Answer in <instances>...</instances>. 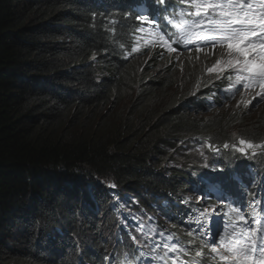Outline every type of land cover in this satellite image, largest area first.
Listing matches in <instances>:
<instances>
[{"label": "trees", "instance_id": "obj_1", "mask_svg": "<svg viewBox=\"0 0 264 264\" xmlns=\"http://www.w3.org/2000/svg\"><path fill=\"white\" fill-rule=\"evenodd\" d=\"M141 4L172 29V12L160 0H0V264L99 263L102 222L114 209L99 177L128 195L161 194L170 210L187 198L193 177L230 172L201 168L184 146L192 135L260 166L254 188H261L264 150L246 156L231 146L239 138L264 142V105L251 120L239 115V98L205 111L211 79L205 71H175L187 57L179 45L184 57L156 49L166 61L142 67ZM158 63L165 74L146 71ZM130 95L129 109L113 112ZM163 96L166 105L156 109ZM222 232L193 245L208 263L209 245Z\"/></svg>", "mask_w": 264, "mask_h": 264}, {"label": "rangeland", "instance_id": "obj_2", "mask_svg": "<svg viewBox=\"0 0 264 264\" xmlns=\"http://www.w3.org/2000/svg\"><path fill=\"white\" fill-rule=\"evenodd\" d=\"M220 2L222 3H226V1H222L220 0ZM145 8H142V11L144 12ZM194 12V8L191 6V3L189 4H184L181 5L177 8V10L175 11V19L176 21H174V25L176 28V37H177V42H181V41H186L188 43L191 44V46L193 47V51H187V57L185 59H183L181 62L183 64L180 65H175L177 66L175 68V71H178L179 68L182 71V75H184V71H193V70H197L198 72L201 71H205L206 74L211 78V77H215L218 80H224V76H230L231 74H234L235 72L233 70H227L225 72H212L209 73L207 71L208 68L212 67L217 59H220L222 56H224L225 59H227V56L225 55L226 50H223L222 48H218V49H201L202 47L199 46L197 43V36L200 33H206L207 29H208V25H206L205 28H201V27H194L193 25L190 26V23L197 19V20H201L202 17H195L194 15H188V13H193ZM181 13H184L185 15H181ZM188 23V24H185ZM150 25L149 24H144V32H142L137 40V48H142L144 45H146V43H153L155 45H159L160 47H164L166 50L169 51L168 47L165 46L163 44V42L161 41L160 37H164L165 39L170 37V36H165V35H159L156 36L153 32L152 29H149ZM168 40V39H166ZM169 41V40H168ZM185 47H189L188 44L184 45ZM154 48V49H153ZM198 52H197V51ZM216 50V52H215ZM209 51V52H208ZM141 55H139V60L141 61L142 67H148L151 66L153 63H155L156 60H158L159 62H161L162 64L166 61V57H162L164 55V53L161 52H156V48L154 47V45H149L148 47L145 48V50L141 51ZM195 53V54H194ZM199 53V54H198ZM185 54V53H183ZM183 54H177L179 56H177L178 58L183 55ZM222 54V55H221ZM159 55V56H158ZM181 57H184L181 56ZM178 58L177 63L179 62ZM152 59V60H151ZM162 59V60H161ZM147 62H149V64H146ZM159 64V63H158ZM160 65H155L152 68H149L146 71H151L154 74H159V75H163L165 73V71H160ZM191 69V70H190ZM140 71H143L141 69H139ZM145 72V71H143ZM148 74V73H147ZM255 95V93H253L252 97ZM259 99V98H257ZM131 100L132 97L131 95L126 97L124 100H122L120 103H118V105L116 106V108H114L113 112L118 111L119 109L122 108L123 112H126L129 109V106L131 104ZM168 101L167 97H159L156 102H155V107L156 109L159 107H164L166 105ZM253 100L252 105H248L247 108H245V112L242 111L239 115H249L248 120H251L254 117V114L257 112V110H259V108L261 106L264 105V101H256L254 103ZM254 103V104H253ZM222 108V107H221ZM208 116V113L207 115ZM119 123H121L119 121ZM237 124H235L236 126ZM236 129V128H235ZM236 131V130H234ZM185 146V145H184ZM241 147L239 144L233 145L232 148L234 150H238V148ZM204 148L203 147H198L196 149H194L193 154L195 156L198 157L199 162L204 164V162L200 161V159H202V153H203ZM256 149H248L246 153H242L243 155L249 156L251 154H253L255 152ZM240 152V151H239ZM175 157H178L177 154H173L171 155V157L169 159H175ZM201 168H203L202 165H199ZM196 177H193V179H195ZM198 182L203 181V179H198ZM98 182H103V187L105 188V191H109V190H113L115 189L116 191L114 192L115 194V199L116 201H120L121 205H120V210L122 211L123 215L128 213V209L125 207L129 201L134 198L137 197L138 194L137 193H133L131 195H128L127 197L125 196V194L127 192H124V197H120L121 194V188H119L115 182L112 179H102V178H98ZM113 185H115V187H113ZM199 194L197 192V184H192L191 185V191L190 193H188V197L186 200L181 201V203L183 205H188L190 206L189 209L185 210L184 212H181V219L183 222L195 226L194 231L195 233L190 232L193 236H195L192 239H189V241L194 245L196 244L195 241L200 240L202 242H206L207 236L205 235V233H202V230L205 227V217H204V213L206 210H209V206L207 204H205V200H200L199 204H194L193 203V199L194 197L198 198ZM149 204H153V201L151 200L149 202ZM144 212V210L141 211V213L139 214L138 217L142 216V213ZM156 215V209H152L150 210V217L148 219L145 220V222L152 227V229H154V231L156 233H158V245L156 247H153V245L151 243H149L151 252L150 254H152V258H153V264H181V253H183L184 251H186V247L184 246V242L183 240H178L174 235V231L173 229L166 228V229H161L159 228L158 224H154L152 221V218H154V216ZM217 217V215H216ZM151 219V220H150ZM255 227L253 226L251 228V231H254ZM183 232H186V230H182ZM228 235H231L230 239L233 238H246L248 237L247 234H242L241 236H239L236 226L234 223H230L222 232V234L220 235V239L216 240L214 242L213 245H209V249L211 251L212 255L217 256L221 261L222 264H230V261H224L222 259V255H230V253H228L226 251L227 249V243H222V241H227L230 240L227 238ZM182 237L185 238L186 234L182 233ZM188 241V243H189ZM243 242V240H242ZM213 247H216L218 249L217 252H213L212 249ZM51 255L53 254V251L50 252ZM45 260V259H44Z\"/></svg>", "mask_w": 264, "mask_h": 264}, {"label": "snow or ice", "instance_id": "obj_3", "mask_svg": "<svg viewBox=\"0 0 264 264\" xmlns=\"http://www.w3.org/2000/svg\"><path fill=\"white\" fill-rule=\"evenodd\" d=\"M160 2L163 3L164 0ZM191 6L194 12L188 15L205 18L194 22L193 26L203 28L208 25L209 33L212 34L200 35L199 39L211 40L213 47L220 43L222 49L226 50L227 59L222 56L207 71L233 70L236 74L235 83L245 91L258 89L252 99L247 101V105H252V101L257 98L264 101V0H260L256 6L251 0L247 3L244 0H228L226 3L220 0H191ZM209 16L212 18L208 19ZM160 39L169 51H176L163 36ZM228 79L231 80L232 77L229 76ZM239 145L241 153H246L248 149L264 150V142L257 145L240 138ZM224 147L228 148L229 145L225 144ZM222 243H227L226 251L230 253L222 255L224 261H230V264H264V243L257 245L255 238H233ZM212 251L217 252L218 249L213 247Z\"/></svg>", "mask_w": 264, "mask_h": 264}, {"label": "clouds", "instance_id": "obj_4", "mask_svg": "<svg viewBox=\"0 0 264 264\" xmlns=\"http://www.w3.org/2000/svg\"><path fill=\"white\" fill-rule=\"evenodd\" d=\"M171 27H172V24H171ZM173 28V27H172ZM178 54H181V53H178ZM232 77L231 80L228 79L229 76H224V80H218L217 78L215 77H211V83H209L207 86H206V91L205 92H208V94H215L217 95L221 101H224L225 103H228L232 100H235V99H238V101L244 103L245 105V108H247V101L250 100V97H249V94H245L241 91H239L241 88H240V85L236 84L235 83V80H236V75L235 74H231L230 75ZM228 83H231V86L229 87L228 86ZM256 91H258V89H250V95H253V93H255ZM206 94V93H205ZM222 105H217V106H214L213 108L209 109V110H214V109H217V108H221ZM223 108V107H222ZM205 111H208V110H205ZM208 112H206L207 114ZM102 185H101V188L105 190V188L103 187V182H101ZM116 223V220L114 221V216L112 215L111 219L110 220H103L102 222V233L101 234H109V229L111 228V226L113 224ZM62 236H64V234H61Z\"/></svg>", "mask_w": 264, "mask_h": 264}, {"label": "bare ground", "instance_id": "obj_5", "mask_svg": "<svg viewBox=\"0 0 264 264\" xmlns=\"http://www.w3.org/2000/svg\"><path fill=\"white\" fill-rule=\"evenodd\" d=\"M227 1V0H226ZM185 24H188V23H185ZM171 30H173V29H171ZM154 49V48H153ZM208 49V48H207ZM215 49V48H214ZM209 50V49H208ZM197 51V50H196ZM198 52V51H197ZM209 52V51H208ZM215 52H216V50H215ZM195 54V53H194ZM199 54V53H198ZM222 55V54H221ZM162 60V59H161ZM172 67V66H171ZM166 69V68H165ZM164 70V69H163ZM191 70V69H190ZM172 71H173V69H172ZM179 71V70H178ZM165 74V73H164ZM175 74V73H174ZM132 78V77H131ZM137 78V77H136ZM125 83V82H124ZM177 83V82H176ZM112 94V93H111ZM113 97V96H112ZM201 112V111H200ZM234 112V111H233ZM192 113V112H191ZM203 116V115H202ZM129 117V116H128ZM238 121V120H237ZM258 121V120H257ZM205 132V131H204ZM125 146V145H124ZM260 175V168H255L254 169V171H253V176L254 177H258ZM262 183V186H261V188L259 189V192H261V191H264V174L261 176V180H260V184ZM195 198V197H194ZM222 223V221L221 222H219L217 225H220Z\"/></svg>", "mask_w": 264, "mask_h": 264}]
</instances>
